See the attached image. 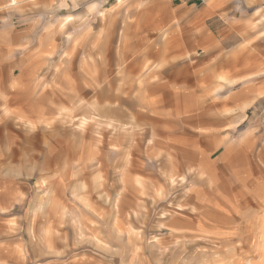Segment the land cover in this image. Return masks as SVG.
I'll return each mask as SVG.
<instances>
[{"label":"rangeland","instance_id":"obj_1","mask_svg":"<svg viewBox=\"0 0 264 264\" xmlns=\"http://www.w3.org/2000/svg\"><path fill=\"white\" fill-rule=\"evenodd\" d=\"M12 1L0 264H264L261 0Z\"/></svg>","mask_w":264,"mask_h":264},{"label":"crops","instance_id":"obj_2","mask_svg":"<svg viewBox=\"0 0 264 264\" xmlns=\"http://www.w3.org/2000/svg\"><path fill=\"white\" fill-rule=\"evenodd\" d=\"M198 2H199V0H181V3H182V7L183 8H188V9H190V10H193V9H195V7H197V5H198ZM12 3L14 4V3H16V1L15 0H13L12 1ZM211 12V11H210ZM207 14V12L205 11V15ZM134 69V66H131V65H128V66H126V72L127 73H130L132 70ZM131 87H132V85L131 84H128L127 85V90H129V89H131ZM140 89L139 90H141V86L139 87ZM155 89H157V88H155ZM21 94H22V91L20 92V94H19V96H13V99L17 102V103H19L18 104V107H17V112L20 114L21 113V115H23V113H24V111H22V107H21ZM95 97L99 100L100 98H110V97H106V95L105 94H103V92H102V89H100L99 91H97L96 93H95ZM16 98V99H15ZM112 98V97H111ZM123 100H125L124 102H126V103H128V104H131L130 103V101L128 100V99H123ZM29 104H30V108H31V102H30V100H29ZM150 104L152 105L153 104V101L152 102H150ZM27 106H28V104H27Z\"/></svg>","mask_w":264,"mask_h":264},{"label":"clouds","instance_id":"obj_3","mask_svg":"<svg viewBox=\"0 0 264 264\" xmlns=\"http://www.w3.org/2000/svg\"><path fill=\"white\" fill-rule=\"evenodd\" d=\"M247 2H248L249 4H251V3L253 2V0H247ZM261 3L264 4V0H261ZM175 71H177L178 73H179V72H182V71H183V68H177V69H175ZM193 264H197V262L194 260V261H193Z\"/></svg>","mask_w":264,"mask_h":264}]
</instances>
